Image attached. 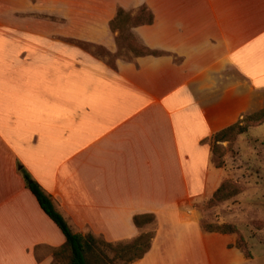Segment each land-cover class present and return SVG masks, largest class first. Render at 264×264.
Segmentation results:
<instances>
[{
	"label": "crops",
	"instance_id": "1",
	"mask_svg": "<svg viewBox=\"0 0 264 264\" xmlns=\"http://www.w3.org/2000/svg\"><path fill=\"white\" fill-rule=\"evenodd\" d=\"M136 6L153 22L130 33L163 55L111 66L74 43L115 54L110 22ZM262 109L264 0H0V264H58L65 244L17 164L72 233L150 231L129 264H249L199 202L222 180L208 140Z\"/></svg>",
	"mask_w": 264,
	"mask_h": 264
},
{
	"label": "rangeland",
	"instance_id": "2",
	"mask_svg": "<svg viewBox=\"0 0 264 264\" xmlns=\"http://www.w3.org/2000/svg\"><path fill=\"white\" fill-rule=\"evenodd\" d=\"M140 6L123 11L135 15ZM130 24L134 25L135 21L131 20ZM130 24H121L120 31L113 32L116 34L115 54L104 48H84L78 42L74 43L111 66L116 59L131 60L136 56L126 40V35L130 34ZM135 41L140 44L136 39ZM238 139L239 136L230 145L219 144L220 149L211 152V163L214 167L211 163L207 166L209 178L222 179L219 187L223 184L225 187L218 199L213 200L212 196L206 195L199 202L202 226L210 230L223 225L233 226L236 229V233H233L236 236L235 246L238 243L242 250L250 254L252 259L249 264H264V126L248 132L239 141ZM207 144L211 150L212 143ZM142 234L151 235V232ZM127 243L130 242L117 244ZM103 252L107 264H123L121 260L114 259L111 250L104 248ZM67 254L68 252L63 255L60 264H67ZM110 260L113 261L110 263ZM91 264L96 263L92 261Z\"/></svg>",
	"mask_w": 264,
	"mask_h": 264
},
{
	"label": "trees",
	"instance_id": "3",
	"mask_svg": "<svg viewBox=\"0 0 264 264\" xmlns=\"http://www.w3.org/2000/svg\"><path fill=\"white\" fill-rule=\"evenodd\" d=\"M133 15L125 13L123 10L119 9L115 18L110 22L111 31H120V25H129L131 20L135 21L134 25L130 24L131 27L150 25L153 22L152 14L144 6L139 9L137 14L134 16ZM126 40L130 43L131 52L135 54L136 57H157L163 55L160 52L151 51L141 44L136 43L131 33L126 35ZM79 44L84 48H96L92 45L83 43ZM262 124H264V109L245 117L242 122L236 123L235 125L216 133L211 139L208 140V142L212 143L211 152L214 153V151L216 152V150H219V144L227 143L230 145L236 137L245 134L249 128ZM17 168L25 182L27 189L35 197L40 209L55 224L65 239L64 246L53 252V257L56 263L60 264V260H62L64 257L63 255L68 252L67 264H91L92 261H95L96 264H107V258L103 252V249L107 248L114 253V259L116 258L121 260L123 264H129L142 258L143 255L148 251L150 240L152 238V235L149 234H140L135 240L127 244L112 245L111 243L96 239L90 234L82 236L80 234L72 233L64 219L55 210L49 196H47L41 190L40 186L31 179L29 174L19 164H17ZM224 187L225 184L218 187V189L212 195L213 200L218 199L220 195H222L224 192ZM152 221L153 216L151 215L135 216L133 218L134 225L139 228L145 224L151 223ZM205 230L220 234L236 233V229L231 225L219 226L213 230L206 228ZM236 248L239 249L247 259L250 258V254L242 250L238 243L236 244ZM112 261L113 260H110L109 262L111 263Z\"/></svg>",
	"mask_w": 264,
	"mask_h": 264
}]
</instances>
